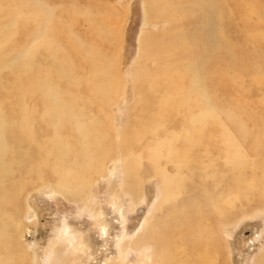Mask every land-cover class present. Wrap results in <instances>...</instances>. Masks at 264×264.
<instances>
[{"label":"rangeland","instance_id":"374dc122","mask_svg":"<svg viewBox=\"0 0 264 264\" xmlns=\"http://www.w3.org/2000/svg\"><path fill=\"white\" fill-rule=\"evenodd\" d=\"M228 1L219 9L221 12L227 9V14L221 17L226 35L244 49L255 48L264 57V0ZM1 2L4 4L0 9V41L6 43L0 47V57L6 58L0 61V112L5 113V119L9 120V114L16 121L22 120L20 109L26 102L28 110L38 105L35 109L38 118L41 117L46 107L39 96L41 86H45L42 79L52 76L57 79L61 94L83 97L87 101L88 112L94 114L95 120L96 116L100 118L101 131L106 130L107 139L115 148L104 157L108 176L89 173L81 199L72 198L55 188L52 173L46 166L53 157L46 150L54 147V130L41 118L33 120L36 131L33 139L25 136L21 126L13 125L16 133L10 129L9 139L21 141L23 149H28L32 157L16 159V162L32 168L31 163L41 160L42 168L37 170L39 173L24 168L21 171L24 182L20 189L13 190L16 199L12 207L14 216L20 219V229L15 234L17 241L12 240L5 250L6 264H44L52 244L64 245L67 240L75 246V256L68 258L76 257V264H136L140 252L127 246L123 259L118 246L122 247L140 234L149 241L146 230L152 216H164L166 209L174 207L168 202L155 208L158 176L146 157V148L163 140H169L178 151L183 150L185 144L186 159H190V169H184V189L174 203L176 209L184 207H180V200H186L192 193L189 191L195 189H199L195 195L200 194L195 196L192 205L207 210L210 207L205 200L210 196L220 209L212 210V215L203 219L215 232L211 237L214 248L209 247L212 258L206 264H253L264 248V86L254 83L252 75L236 73L219 59L200 63V53L192 52L190 57L199 67L200 88L188 90L198 98L204 99L202 95H207L209 103L206 104L212 106L216 115L215 121L197 128L192 117L181 119L189 110H199L185 103L189 98L183 90V80H168L177 83V90L163 89L161 93L149 90L147 83L140 87L136 82L135 69L141 64L138 59L140 37L144 34L159 37L169 31V26L167 30L154 26L160 23L154 21L155 15L150 13L152 0ZM248 4L257 7V12L248 11ZM22 6L26 8L25 20L15 14ZM219 11L216 5V19ZM95 17H103L101 27L93 20ZM251 31L260 39L251 41L248 37ZM56 33L60 34L58 38ZM34 53L40 68L39 79L29 69ZM105 55L106 79L99 75L105 67L102 62ZM17 56H20L17 63L9 67V61ZM55 65L59 68L58 75ZM181 75L179 71L178 76ZM34 88H38L37 91ZM162 93L174 103V112L158 108L162 102L153 103ZM45 96L51 98L47 91ZM73 106L77 110L75 104ZM159 109L164 117L154 119ZM173 114L179 120L174 125L169 122ZM210 119L211 116H207V120ZM188 125L190 131L186 129ZM71 134L65 129L62 139L71 141ZM231 137L232 141L226 140ZM119 146L132 148L134 154H139L138 176L133 177L140 187L137 194L127 191L120 170L123 159L115 162L114 158L120 156ZM40 155L44 159H38ZM240 158H243L242 166L236 169L232 159L242 161ZM159 159L163 161L166 156ZM194 163L203 168L193 170ZM91 205L93 208L89 210ZM188 207L192 208L190 204ZM161 216H157L155 222L160 221ZM145 219L148 222H144Z\"/></svg>","mask_w":264,"mask_h":264},{"label":"bare ground","instance_id":"6f19581e","mask_svg":"<svg viewBox=\"0 0 264 264\" xmlns=\"http://www.w3.org/2000/svg\"><path fill=\"white\" fill-rule=\"evenodd\" d=\"M1 1L3 0H0V9L4 4H2ZM227 1L228 0H152L153 7L150 13L152 16L155 15L154 21L160 23L158 25L154 24V26H156L157 29L158 26H163L162 28L164 30H167V26H169V31L159 37L158 35L144 34V36L139 39L138 59L141 64L135 69L138 86L141 87L147 83L149 87H146L154 93H161L163 89L172 90V92H174L173 89L177 90V83L174 84L168 80H178V78L183 80V90H186L185 92L188 93L189 98L185 100V103L195 105L199 110L197 112H191V110H189L183 114L181 119L192 117L194 126L197 128L204 127L208 122L215 121L216 115L212 106L209 107V105L207 106L206 104V102L209 101L208 97H206L207 95H202L204 99L198 98L188 90L189 88L197 90L200 88L197 79L199 67L190 57L192 52L198 51L200 53V63L202 61L210 63L215 61V58L219 59L218 61H224L233 71L236 70V73H248L252 75L254 83H261V85L264 86V57H262L255 48L244 49L237 42L232 41L229 36L226 35L221 25V17L227 12V9H223L222 12L219 11V9ZM216 5L220 13L217 19ZM247 9L250 12H257V7H252L251 4H248ZM25 11V6H22L15 14H17V17L21 20H25L27 18ZM93 20L98 27L102 26L103 17H95ZM172 26L175 29L172 30ZM59 35V33H56L55 37L58 38L57 36ZM248 37L251 41L260 39L259 35L253 33V31L248 34ZM4 43L6 42L0 41V47H2ZM36 55L37 54L34 53L31 56L29 69L39 79L38 71H40V68ZM204 55L207 56L206 59ZM4 58L6 57H0V61L2 62ZM19 58L20 56H17L14 60H10V64L8 63L9 67H11L13 63H17ZM6 62L7 61L4 60L3 63L5 64ZM102 62L105 67L99 75L106 79L108 77L106 55L102 58ZM153 64H155V66L151 67L150 65ZM49 69H52V67ZM179 71H182L180 77L178 76ZM55 73L57 75L59 74V68L56 65ZM153 73H156V75L153 76ZM42 81L45 83V86H41L42 95L39 96L40 99L46 102V107H43L42 115L39 118H41L48 127L52 128L54 130V135H56V137L54 136L53 138L54 147L52 145L50 149L46 150L48 154L53 156L52 160L46 162V166L52 173L55 188L58 191L72 198L79 197V199H81L80 196L84 194L89 173L95 172L100 176H108L109 171L105 168L104 160L106 159H104V157L109 156L112 152L114 148L113 142L107 139L108 133H106V130L101 131L100 118L96 116L95 120L93 117L94 114L88 112V108H86L87 101L83 97L61 94L57 79L52 76L51 78H43ZM212 85H214V83H212ZM37 89L38 88H34V91H37ZM46 91L51 95V98L45 96ZM38 97H36L37 101ZM157 102H162L163 104L161 107L158 106V108L174 112L173 109L175 108H172L174 103L165 93H162V96L153 100V103ZM74 104L77 110H74ZM27 106L28 103L26 102L25 107L20 109L24 116L20 121H16L15 118L12 119L9 114H7L9 120H6L5 113L0 112V250H3L0 251V264L7 263L6 260L8 256L5 254V250L8 248L7 246H10L12 240L17 241L15 234L18 233L20 229L19 218L14 216L15 211L12 206L16 199V193L14 192L16 188L20 189L25 179H23L24 175L21 171L27 167L16 162V159L32 158L30 154H28V149H23L21 141L16 140L12 142L9 139L8 132L10 129L14 131L13 125L18 124L21 126L22 131L24 130L25 136L33 139L36 137V131L33 128L34 124L32 122L33 120L38 121V110L35 109L36 105H33V109L31 110H28ZM14 112L15 111H13V113ZM176 113H179L178 110ZM147 114L150 116L149 112ZM160 114L161 110L159 109L158 115L155 116L154 119L158 117H162L161 119H163L164 115ZM173 115L174 116H172L169 121L170 123L173 122L172 125L179 121L176 114ZM207 116H211L210 121L207 120ZM90 122H93V124ZM97 123L99 124V128ZM94 125L96 128H94ZM186 127L187 131L191 130V126L188 125ZM65 129L69 130L70 134L72 133L71 141L68 140L69 138L62 139ZM14 132L16 133V131ZM15 133L12 135L17 139ZM227 136L229 137V133H227ZM183 140L185 142L186 138L183 137ZM226 140L232 141L233 137L226 138ZM183 146L184 149L178 151L169 143V140H163L149 146L148 149L146 148V157L149 161L148 164L154 168L158 176L159 194L157 196L155 208H160L162 204L168 202L172 203L169 205L174 207L166 209L167 213L164 216L153 215V213L150 215V217L153 215V218H151L150 223H148L149 227L146 230L149 241L144 240V235L140 234L122 247L121 245L118 246L120 247L121 251H119L123 259H125V254L127 253V246H133L140 252L136 264H206L210 258H212L211 255H209V247L214 244L211 237L215 236V232L214 230L211 231L212 229L209 228V224L203 223V219L210 217L212 215V210L216 212V208L217 211H220L218 205H216V201L204 193L205 197L207 196V200L205 201H208L205 204H208L210 208L204 210L197 204H195V206L192 205L191 202L193 200L195 201V196H199L200 194L199 192L198 195H195V191L199 190L195 189L194 191H189L192 193L188 195L186 200H180L179 203L181 204L179 205L180 207L184 206L183 208L176 209L177 204H174L177 200L178 193L182 192L184 189L186 177L184 169H190L188 163L190 159H186L188 157V152L185 144ZM118 149L120 156L114 159L115 162L119 161V159H123L122 164L120 163V165H122L120 170L124 176L125 185L127 184V191L137 194L140 187L139 183H134L136 179L133 177L138 176V166L136 163L137 159L140 160V157H137L139 154H134L135 152H133L132 148L119 146ZM162 156H166V159L163 161L159 159ZM38 159L44 158L40 155ZM240 160L242 161L232 159L236 169L242 166L243 158H240ZM41 165L42 161L39 160L31 163L32 168L27 169L29 171L36 170L35 172H37L38 169L42 168ZM138 165H140L139 161ZM202 168L201 165L199 168V164L196 163L192 165L193 170ZM15 171L16 173H14ZM13 190L15 191L13 192ZM262 197L264 198V188ZM186 202L188 203L184 204ZM188 204H190L192 208L188 207ZM92 208L93 205L89 207V210H92ZM157 216H161V219L155 222ZM144 222H148V219H145ZM212 232H214V235ZM171 239L173 240L171 241ZM170 243L173 244L172 247L169 245ZM211 248L213 249L214 247ZM49 250L50 252L46 254L44 258V264L78 263L76 257L68 258V256H75V246L69 240H67V244L64 245H55L53 243ZM119 264H123V262ZM253 264H264V248L260 254L254 258Z\"/></svg>","mask_w":264,"mask_h":264}]
</instances>
